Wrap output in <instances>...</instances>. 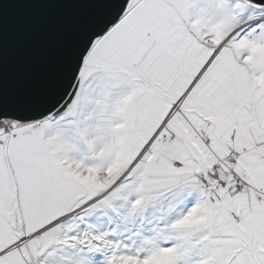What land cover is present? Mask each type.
I'll use <instances>...</instances> for the list:
<instances>
[{"label":"snow or ice","instance_id":"snow-or-ice-1","mask_svg":"<svg viewBox=\"0 0 264 264\" xmlns=\"http://www.w3.org/2000/svg\"><path fill=\"white\" fill-rule=\"evenodd\" d=\"M72 2L55 67L0 78V264H264V0Z\"/></svg>","mask_w":264,"mask_h":264},{"label":"water","instance_id":"water-1","mask_svg":"<svg viewBox=\"0 0 264 264\" xmlns=\"http://www.w3.org/2000/svg\"><path fill=\"white\" fill-rule=\"evenodd\" d=\"M89 8L72 0H30L7 13L0 22V78L5 87H27L51 71L87 24Z\"/></svg>","mask_w":264,"mask_h":264}]
</instances>
